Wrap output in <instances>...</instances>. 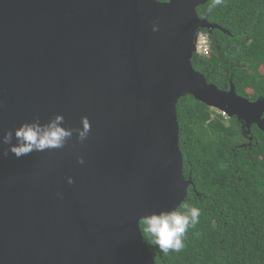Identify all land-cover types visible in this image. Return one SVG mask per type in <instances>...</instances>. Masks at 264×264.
Returning a JSON list of instances; mask_svg holds the SVG:
<instances>
[{
    "label": "water",
    "instance_id": "95a60500",
    "mask_svg": "<svg viewBox=\"0 0 264 264\" xmlns=\"http://www.w3.org/2000/svg\"><path fill=\"white\" fill-rule=\"evenodd\" d=\"M208 1L0 0V138L36 117L92 124L82 143L20 158L0 143V264H156L139 218L178 209L193 183L179 100L264 130V98L192 63L201 28L220 27L198 13Z\"/></svg>",
    "mask_w": 264,
    "mask_h": 264
},
{
    "label": "trees",
    "instance_id": "16d2710c",
    "mask_svg": "<svg viewBox=\"0 0 264 264\" xmlns=\"http://www.w3.org/2000/svg\"><path fill=\"white\" fill-rule=\"evenodd\" d=\"M198 13L226 30L203 28L212 50L195 54L194 67L222 89L234 84L240 95L264 98V0H209ZM178 120L193 180L181 205L200 207L201 217L180 252L165 254L143 233L156 264H264V130L253 124L247 133L238 116L192 94L179 100Z\"/></svg>",
    "mask_w": 264,
    "mask_h": 264
},
{
    "label": "clouds",
    "instance_id": "9594fccd",
    "mask_svg": "<svg viewBox=\"0 0 264 264\" xmlns=\"http://www.w3.org/2000/svg\"><path fill=\"white\" fill-rule=\"evenodd\" d=\"M154 2L160 4L163 0H154ZM222 2L223 0H213V7ZM152 31H159L158 23H153ZM64 122L63 114H56L43 124L39 117H36L31 122H23L14 132L13 130L6 131L0 138V143L8 145L7 148H4L3 155L7 156L11 152L20 158L33 152L62 149L74 134L77 135L81 143L88 138L92 124L87 115L81 117L82 127H65ZM13 139H15V143H13ZM78 162L83 164L84 158L79 157ZM67 182L73 184L75 181L73 177H68ZM57 195L62 196L61 193ZM180 209H161L139 218L138 223L143 226L142 231L150 238V243L165 254L169 251H182L185 247L186 233L200 222V207L185 203L180 206Z\"/></svg>",
    "mask_w": 264,
    "mask_h": 264
},
{
    "label": "built area",
    "instance_id": "2783aa9c",
    "mask_svg": "<svg viewBox=\"0 0 264 264\" xmlns=\"http://www.w3.org/2000/svg\"><path fill=\"white\" fill-rule=\"evenodd\" d=\"M211 41L208 33L205 31H200L198 33V41H197V50L196 53H199L202 56H208L211 53ZM225 114L224 112H222Z\"/></svg>",
    "mask_w": 264,
    "mask_h": 264
},
{
    "label": "flooded vegetation",
    "instance_id": "af4514ba",
    "mask_svg": "<svg viewBox=\"0 0 264 264\" xmlns=\"http://www.w3.org/2000/svg\"><path fill=\"white\" fill-rule=\"evenodd\" d=\"M206 17H208L207 15L206 16H203V17H201V18H206ZM209 19V18H208ZM212 22V21H211ZM215 23V22H214ZM218 24V23H217ZM218 25H220V24H218ZM215 28H219V29H221V30H226L224 27H222L221 25H220V27H215ZM202 30H204L203 28H201Z\"/></svg>",
    "mask_w": 264,
    "mask_h": 264
},
{
    "label": "rangeland",
    "instance_id": "374dc122",
    "mask_svg": "<svg viewBox=\"0 0 264 264\" xmlns=\"http://www.w3.org/2000/svg\"><path fill=\"white\" fill-rule=\"evenodd\" d=\"M262 70H264V68H262Z\"/></svg>",
    "mask_w": 264,
    "mask_h": 264
}]
</instances>
